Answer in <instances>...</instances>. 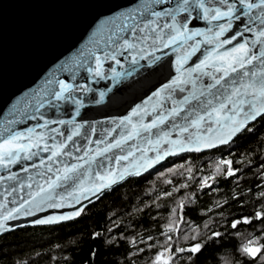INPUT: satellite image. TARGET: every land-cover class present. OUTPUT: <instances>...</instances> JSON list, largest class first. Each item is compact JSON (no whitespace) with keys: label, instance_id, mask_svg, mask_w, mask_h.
<instances>
[{"label":"snow or ice","instance_id":"snow-or-ice-1","mask_svg":"<svg viewBox=\"0 0 264 264\" xmlns=\"http://www.w3.org/2000/svg\"><path fill=\"white\" fill-rule=\"evenodd\" d=\"M201 19L216 22L217 30L189 27ZM253 26L256 31L250 39ZM202 45L210 47L202 52ZM198 52L200 56H196ZM171 53L176 54L175 74L134 105L130 116L112 119L110 129L97 133L89 124V131H84L86 122L77 120L85 107L81 96L94 89L76 83V73L71 83L57 80L50 94L35 105L27 117L36 121L34 125L26 130L3 128L0 169L8 174L0 175V198L4 201L0 202V231L16 226L9 221L26 217H37L33 223L41 225L53 223L38 214L64 207L73 198L79 202V196L95 194V189L86 185L102 186L114 169L125 161L131 163L137 152L145 151L139 146L141 139L149 147L157 145L159 159L161 153L170 154L169 146L184 152L201 151V145L213 147V137L226 143L227 138L219 136L223 129L231 133L249 120L264 119V0H215V4L213 0H143L112 22L102 46L89 49L87 58L77 61L76 69L93 78L114 79L125 73L112 68L109 77L104 64L121 65L122 58L129 64L126 75L132 78L127 87L134 90L159 71L163 57ZM104 96L101 91L96 102ZM69 104L73 106L69 119L46 118L48 110L63 115ZM10 165H20L19 171L28 173L27 179L19 180ZM7 180L16 183L5 186ZM74 215L80 216L81 211ZM191 251H199V246ZM244 252L255 257L261 249L249 246Z\"/></svg>","mask_w":264,"mask_h":264},{"label":"trees","instance_id":"trees-1","mask_svg":"<svg viewBox=\"0 0 264 264\" xmlns=\"http://www.w3.org/2000/svg\"><path fill=\"white\" fill-rule=\"evenodd\" d=\"M249 246L261 252L249 256ZM262 253L264 119L227 147L130 179L76 221L0 237V264H264Z\"/></svg>","mask_w":264,"mask_h":264},{"label":"water","instance_id":"water-1","mask_svg":"<svg viewBox=\"0 0 264 264\" xmlns=\"http://www.w3.org/2000/svg\"><path fill=\"white\" fill-rule=\"evenodd\" d=\"M138 3H143V0H0V134H6L3 133L4 127L26 130L34 125L36 121H28L27 117L34 112L35 105L50 94V91L56 87L57 80L71 83L73 73H76V83L88 85L94 89L93 92L81 96L85 107L81 109V115L77 117V120L86 122L84 131H89L87 126L90 124L96 127L97 133H101L102 128L113 127L110 123L112 119L130 116L134 105L140 104L161 83L167 82L170 76L175 74L173 69L175 53L163 57L159 71L148 76L146 80H142L134 90L127 87L132 82V78L127 77L129 64L122 58L121 65L107 62L104 64V71L109 77L112 75V68L125 73V76L114 79L93 78L90 74L76 69L77 61L85 60L89 49H95L98 44L102 46L112 22L121 13L132 10ZM213 3L215 4V0ZM224 22L220 21V23ZM189 27L194 30H217L216 22L209 23L202 19L190 24ZM255 31L256 28L253 26V33L248 34L250 39L254 37ZM197 39L203 40L204 37ZM208 39H211L210 34ZM208 47L210 46L202 45L201 51ZM164 51L170 52L169 49ZM200 55V52L196 53V56ZM196 56L192 59L195 60ZM50 80L52 83H49ZM101 91L105 92V96L97 103ZM42 111L45 110L42 109ZM72 114L73 106L69 104L65 106L63 115L48 110L46 118L69 119ZM150 119L151 117L148 118ZM259 120L260 118L249 120L231 133L229 129H223L219 136L226 137V143H220L218 137H213V147L201 145V151L184 152L169 146L170 154L164 156L161 153L159 159L156 158L157 145L153 144L149 147L141 139L138 143L145 151L137 152L131 163L125 161L118 169H114L112 174L105 177L102 186L86 185V187L94 188L95 194L89 193L88 197H83L77 193L79 202L73 198L67 201L64 207L48 209L45 213L38 214L39 218L52 220L51 224L33 223L37 217L9 221L10 225L16 226L0 231V237L24 228L59 226L76 221L88 207L96 204L106 194L130 179L141 178L178 156L202 154L227 147ZM8 121L13 123L8 124ZM175 138L174 136L173 139ZM133 165H135V171L132 170ZM9 167L13 173L19 174V180L27 179L28 173L19 171L20 165ZM7 174V170L0 169V175ZM32 174L34 175L35 172L33 171ZM231 174L228 173L229 176ZM14 183L16 182L7 180L5 186ZM8 199L11 200L12 197ZM0 202H4L2 198ZM69 204L72 206H68ZM77 210L81 211L78 217L74 215ZM61 215L73 218L60 220ZM193 247L195 246L187 247L186 252L196 253L191 251ZM165 257V262H168L170 251L165 253Z\"/></svg>","mask_w":264,"mask_h":264},{"label":"rangeland","instance_id":"rangeland-1","mask_svg":"<svg viewBox=\"0 0 264 264\" xmlns=\"http://www.w3.org/2000/svg\"><path fill=\"white\" fill-rule=\"evenodd\" d=\"M224 163H225V161H224ZM203 182L205 183L206 186L208 184H211V183L213 184V178H206ZM162 258L163 259L166 258L165 255H163Z\"/></svg>","mask_w":264,"mask_h":264},{"label":"flooded vegetation","instance_id":"flooded-vegetation-1","mask_svg":"<svg viewBox=\"0 0 264 264\" xmlns=\"http://www.w3.org/2000/svg\"><path fill=\"white\" fill-rule=\"evenodd\" d=\"M228 173H229V172H228ZM230 173L234 174V172H230ZM232 174H231V175H232ZM231 175H230V176H231ZM230 176L227 174V177H230ZM207 186H208L209 188H211V187H212V183H211V184H208ZM211 189H212V188H211ZM259 217H260V216H259ZM243 222H244V220H243ZM214 235H215V234H214ZM194 246H197V245H194ZM196 252H198V251H196ZM243 252H244V251H243Z\"/></svg>","mask_w":264,"mask_h":264}]
</instances>
